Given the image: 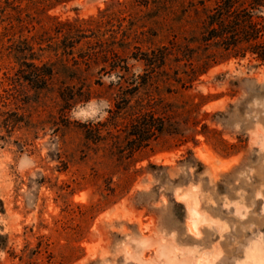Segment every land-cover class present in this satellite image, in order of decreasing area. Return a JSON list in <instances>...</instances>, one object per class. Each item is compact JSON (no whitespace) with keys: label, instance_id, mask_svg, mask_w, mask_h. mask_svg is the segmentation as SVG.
I'll return each instance as SVG.
<instances>
[{"label":"rangeland","instance_id":"1","mask_svg":"<svg viewBox=\"0 0 264 264\" xmlns=\"http://www.w3.org/2000/svg\"><path fill=\"white\" fill-rule=\"evenodd\" d=\"M133 1L0 0V264H264L263 65L232 58L186 89L159 83L165 104L191 112L174 116L180 135L123 159L108 135L123 125L106 124L116 84L108 68L82 67L90 93L71 107L59 83L41 90L24 79L28 64L60 57L51 51L58 23L90 19L109 21L104 39L129 44L117 52L130 75L149 73L140 59L176 31L171 17ZM82 27L74 57L96 33ZM89 105L96 116L78 117ZM104 123L102 141L85 139Z\"/></svg>","mask_w":264,"mask_h":264},{"label":"trees","instance_id":"2","mask_svg":"<svg viewBox=\"0 0 264 264\" xmlns=\"http://www.w3.org/2000/svg\"><path fill=\"white\" fill-rule=\"evenodd\" d=\"M56 3H67L71 0H46ZM127 1V0H125ZM138 6L152 7L164 21L171 17L176 37L169 42V47H162L145 55V66L150 70L142 76L129 74L126 59L117 50L125 51L129 44L125 40L116 41L115 37L104 39L100 29L104 20L74 23H58L62 36L60 45L51 51L61 52L55 62H45L39 66L28 64L30 71L24 76L36 89L51 90L57 85L56 94L62 105L71 107L86 93L82 90L85 82L82 79V67L87 70L92 66L102 65L100 72L109 69V74L116 77L114 110L109 111L108 125L118 129L119 134L111 136L112 146L119 158H130L134 153L149 147L163 135H180L179 123L174 116L188 115L190 111L178 112L173 106L165 104L159 93L158 84L175 83L182 89L188 88L199 77L211 68L221 65L230 59H244L250 56L264 66V0H134ZM113 5L120 6L118 2ZM110 10L101 13V18ZM117 15L118 12H112ZM112 21L113 19H109ZM94 25L93 43H86V48L73 51L86 39L82 26ZM170 33V32H169ZM128 39V38H127ZM51 47V46H50ZM32 55V54H31ZM32 57V56H31ZM30 61H39L32 57ZM27 65V64H26ZM167 68V69H165ZM170 73H169V72ZM21 73L22 70H21ZM107 73V72H106ZM101 86L100 83H98ZM188 85V86H187ZM154 89V91H153ZM140 91L144 92L140 96ZM79 97V98H78ZM203 100L205 97L200 96ZM197 108V105H191ZM174 109V110H173ZM107 127L97 124L85 132V139L93 143L102 141L101 129Z\"/></svg>","mask_w":264,"mask_h":264},{"label":"clouds","instance_id":"3","mask_svg":"<svg viewBox=\"0 0 264 264\" xmlns=\"http://www.w3.org/2000/svg\"><path fill=\"white\" fill-rule=\"evenodd\" d=\"M104 106L107 107L108 105L105 104ZM88 108H89L88 111H86V112L81 111L77 114V116L78 117H94V116H96L97 112L99 111V109L95 105H89ZM104 115H106V113L101 114L100 119H103Z\"/></svg>","mask_w":264,"mask_h":264}]
</instances>
